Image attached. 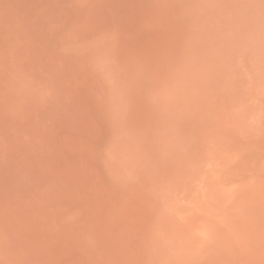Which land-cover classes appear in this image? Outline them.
<instances>
[{"label": "rangeland", "instance_id": "374dc122", "mask_svg": "<svg viewBox=\"0 0 264 264\" xmlns=\"http://www.w3.org/2000/svg\"><path fill=\"white\" fill-rule=\"evenodd\" d=\"M0 264H264V0H0Z\"/></svg>", "mask_w": 264, "mask_h": 264}]
</instances>
